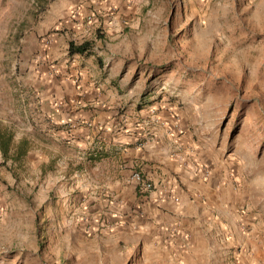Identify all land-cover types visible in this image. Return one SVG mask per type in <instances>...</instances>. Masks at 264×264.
Wrapping results in <instances>:
<instances>
[{"label":"rangeland","instance_id":"374dc122","mask_svg":"<svg viewBox=\"0 0 264 264\" xmlns=\"http://www.w3.org/2000/svg\"><path fill=\"white\" fill-rule=\"evenodd\" d=\"M80 72L76 100L62 92ZM94 83L106 112L141 124L154 108L185 144L172 176L201 209L192 239L79 213L93 150L72 116L95 112ZM0 126L29 143L20 162L0 149V264H264V0H0Z\"/></svg>","mask_w":264,"mask_h":264},{"label":"crops","instance_id":"0c3cea01","mask_svg":"<svg viewBox=\"0 0 264 264\" xmlns=\"http://www.w3.org/2000/svg\"><path fill=\"white\" fill-rule=\"evenodd\" d=\"M81 72L77 74L73 86L70 85L73 91H63L64 95L73 92L74 99L77 100L85 93L89 84L83 79L79 81V76H83ZM117 80L116 76L108 79L111 94L118 91L115 84ZM58 85L57 88L62 90ZM92 88L98 99L95 102V112L80 111L72 116L79 122L76 131L79 136L78 144L90 146L93 150L90 154L92 173L77 182L81 195L88 197L79 206V213L91 214V222L95 226H98V220L102 216L106 217L109 224L116 226V230L123 234L138 229L155 237L166 235L164 230L169 229L175 242L185 241L186 236H191L192 239V233L200 228L201 209L199 205L197 209L186 205L179 190L173 187L172 176V171L177 168L181 171L179 178L181 181L185 180V144L182 141L175 142V145L170 143L171 135L165 125L157 122L154 108L147 116L141 115V118L146 117L148 121L136 124L138 119L129 121L125 115L116 117L114 112H106L105 109L111 107L104 105L108 91L100 83H94ZM141 142L145 144L140 146ZM173 149L176 150L172 153L177 156L176 161L169 155ZM134 171H140L151 179L157 191L146 196L139 195L137 186L131 179ZM164 187L173 194L175 190L179 202L168 194L165 199H159L157 192H161ZM200 193L199 196L203 197ZM78 202L80 203V198ZM84 209L86 212H83ZM206 226L210 228V223L206 222Z\"/></svg>","mask_w":264,"mask_h":264},{"label":"trees","instance_id":"16d2710c","mask_svg":"<svg viewBox=\"0 0 264 264\" xmlns=\"http://www.w3.org/2000/svg\"><path fill=\"white\" fill-rule=\"evenodd\" d=\"M92 48L93 44L90 42H85L81 45L70 43L69 55L71 57L89 56L92 52ZM14 137L15 134L11 129L0 126V149L3 156L6 161L13 158L15 161L20 162L26 157L29 151V143L28 141L23 140L16 145Z\"/></svg>","mask_w":264,"mask_h":264},{"label":"built area","instance_id":"2783aa9c","mask_svg":"<svg viewBox=\"0 0 264 264\" xmlns=\"http://www.w3.org/2000/svg\"><path fill=\"white\" fill-rule=\"evenodd\" d=\"M145 142L139 143L140 146H143ZM132 181L136 184L137 189L141 195H149L155 191V184L154 182L145 176L140 171L133 172L131 176Z\"/></svg>","mask_w":264,"mask_h":264}]
</instances>
